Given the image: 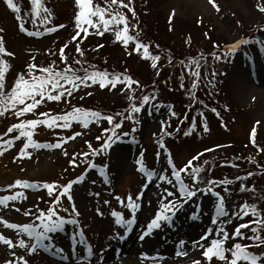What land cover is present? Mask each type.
Returning <instances> with one entry per match:
<instances>
[{"label": "rangeland", "instance_id": "obj_1", "mask_svg": "<svg viewBox=\"0 0 264 264\" xmlns=\"http://www.w3.org/2000/svg\"><path fill=\"white\" fill-rule=\"evenodd\" d=\"M43 1L53 13L49 18V20L52 18L50 23L41 25L39 19L33 22L34 14L31 9L26 10L28 23L33 26V30L41 32L39 38H33L20 31L16 19L19 14L6 8V4L0 0V27L4 29L2 35L5 46L8 51L15 54L8 60L11 65L10 71L6 74L8 86L13 84L17 73L26 71L25 66L31 62V56L36 57L35 62L39 65L47 66L55 60L57 66L62 68L63 63L59 58V49L63 44L68 43L69 47L65 49V53L69 63L81 59L87 61L84 67L94 65L96 69L109 73H122L127 70L128 74L140 81L143 86L136 90L137 96L154 94L157 99L145 105L144 110L137 114L140 123L136 124L125 120L122 128L117 130L118 133H128L127 136H121V139L113 144H123L122 154L126 156L128 166L124 168L115 166L117 159L114 156L110 158L112 146L107 150H102L99 155H95L96 162L91 160V163L95 164L96 168L82 170V174L85 175L84 181L78 186L77 184L73 186V199L80 212L77 219L80 221V228H82L84 236L80 237L78 235L79 228L70 224L72 229L77 232L75 237H79L78 241H72L71 237L67 240L66 237L69 233L65 228L63 231H58L59 238L52 240L56 247L64 249L63 256L67 255L68 259L65 260L69 262L60 260V257L63 259L62 256L55 251H50L52 253L50 258H44L38 253L29 255L25 249L16 248L14 250L17 257L24 256L29 264H110L112 260L108 262L107 257H120L124 248L129 246L128 244L132 240L131 236L137 240V232L144 231L146 224L159 209V200L164 188L172 189V185L166 183L158 188L152 196L145 197L144 194L154 179L147 188L143 187L146 177L138 171L136 163L141 152L144 153L145 165L158 172L160 171L156 165L160 159H162L161 162L165 168L168 167L166 161L169 154L179 168L197 153H206L198 162L193 161L194 164H203L204 160L209 162L207 165H203L205 171L201 175L217 182L224 179L233 180L231 185L219 183L216 185V190L226 198L227 209L235 211L238 205L248 202L256 203L261 210H264V169L260 167L264 165V152L258 151L257 147L250 142L251 130L256 127V144L260 148H264V91H262L264 88L258 87L259 85L252 80V88L245 90L236 77V72L243 70L250 77L261 74L260 78L264 81V30H260V26L264 25V12L257 9L258 4L264 6V0H215L219 5V11L213 7L209 0H133L139 24L138 30L145 42L150 44L149 52L152 55L161 56L158 69L151 67L150 58H142V49L138 53L133 52L132 55H128L135 44L130 42L125 48L120 42H115L114 34L111 31L105 32L103 36H98L90 30L92 34L82 39L80 43V47L85 52L84 57H80L75 51L76 42L71 40L76 32L74 16L77 8L75 0ZM19 2L27 4L22 0ZM95 2L103 4V0H95ZM173 10L175 15L170 23L169 17ZM123 11L127 12L126 9ZM127 14L131 17V13ZM28 23L24 21L25 26L29 28ZM60 24L65 27L55 32L46 33L43 30L44 27ZM81 36L83 37V33ZM254 37H257L258 41H255ZM239 39H247L249 43L242 45L223 59L214 58L213 54L222 55ZM98 44H102L103 47L95 50ZM156 45L160 47L156 48ZM49 50L55 52L56 55H50ZM202 56L203 59H201ZM191 58L199 60L201 64L200 83L196 89L191 88L193 77L188 75L184 68V64ZM169 59L172 60V63L168 62ZM73 66L80 68V65ZM212 73H215V76ZM209 80L212 81L211 84L208 83ZM157 81L158 84H156ZM181 83L184 85L183 88L180 86ZM123 87V84H118L115 89L110 86L101 88L99 84H91L89 87H81L71 97H68L70 102L66 101V98L59 102L52 101L50 103L48 101L40 105L37 112L49 110L50 113H58L67 109L69 105H74L95 109L103 114L114 115L119 112L126 114L129 102L126 95L121 92ZM133 87L136 86L133 85ZM190 92L195 93V98L190 95ZM87 93H91V95ZM156 104L162 105L159 110L153 107ZM168 105L174 106V110L178 113L176 117L170 116ZM211 108H216L220 115L217 116L216 113H213ZM34 118L36 117L32 113L21 117V119ZM162 121H168L167 131L171 133V135L164 136L168 138L167 141L164 139V148H161L158 143ZM193 121L196 124L195 130L190 135H184ZM257 121L259 124L256 123ZM16 122L17 119L11 114L0 117V135L4 133L8 124ZM205 122L209 129L207 132L203 131ZM111 127L112 125L107 120H101L99 123L92 122L87 128L82 127L81 123L73 121L72 127L69 129L56 131L52 134L53 131L50 130L51 133H48L46 126H39L33 137L36 141H57L60 137L71 136L76 132H82L83 135L77 136L53 151L38 152L29 148V151L32 152L30 159H14L19 147L14 149L17 146L14 143L13 148L11 147L3 155H0V186L11 184L17 179H26V181L40 185L44 182L67 184L72 176L79 173L86 164L85 158L80 153H91L86 142L91 143L93 148H100L104 139L109 135L103 130ZM178 127L180 131L176 130ZM98 136L102 139L98 140ZM24 142L25 138H22L21 143ZM218 145L222 147H217ZM205 149L213 150L205 151ZM65 151L67 155H64ZM74 153L78 166L69 163ZM157 153L160 154L159 158H157ZM218 156L230 158L235 164L225 158L217 159ZM219 162L227 166L221 165L222 163ZM98 164L100 165L98 166ZM233 165H239V167ZM101 169L107 174V183L100 175ZM249 171L254 175L247 176ZM237 176L241 179L236 180ZM185 179L190 183V180ZM92 181H96V183H92ZM241 185L248 186V190L241 191ZM252 186L255 187V191H252ZM199 187L203 188L204 184H200ZM40 188L42 190L39 192H37V187L25 188L23 186L13 188L8 193L4 189L0 190V196L17 191L22 193L21 199L12 202L21 211H16L11 204L7 210L0 209V217L12 222H17V220L26 223L32 222L34 217L24 216L23 210L37 208L46 210L56 195L55 192L49 195L46 189L42 186ZM225 188L229 191L225 192ZM141 192L143 193L139 201L141 209L136 213V223L130 232H125L123 228L115 225V218L111 215V210L122 211L126 219L130 217L131 213L127 209L121 208L114 197L126 198L128 194L135 197ZM95 193H100V195L97 197ZM104 200L110 201V204L105 205ZM213 200L214 197L210 194L201 195L198 193L177 212L173 217L174 223L165 224L160 229L153 231L157 235L160 232V240L170 245L173 257L177 259L173 264H190L192 259H201V264H208L201 256L202 249L193 248V242L199 241L207 229L215 227L211 223L215 216ZM98 207L104 213L103 216L97 214L96 208ZM61 208H68L71 211V204L66 197L62 199ZM193 214L197 215L195 220L191 219ZM250 219H252L251 216L242 218L232 216L231 221L223 227L231 234L235 225ZM35 222L39 223V221ZM136 229L138 230L133 232ZM242 231L251 235L249 229ZM5 232L2 223H0V233ZM116 232H120L124 238H114ZM152 234L147 236L150 241ZM6 237H12L14 241L19 238L15 234H6ZM238 239L229 240L226 246L231 247ZM81 240L85 243H80ZM181 241L184 243L181 244ZM240 242L251 241L245 239ZM89 245L91 252L88 251ZM138 248L136 254L139 255V264H162L164 262V255H161L162 250L158 252L151 246H149L150 249H144L143 246ZM152 250L155 252H151ZM252 250L264 252V248H253ZM12 251L13 249L0 243V264H4L6 260L16 259L12 256ZM177 251H186L188 255H177ZM16 264H22V262L17 260ZM212 264H223V262L214 258Z\"/></svg>", "mask_w": 264, "mask_h": 264}, {"label": "snow or ice", "instance_id": "obj_2", "mask_svg": "<svg viewBox=\"0 0 264 264\" xmlns=\"http://www.w3.org/2000/svg\"><path fill=\"white\" fill-rule=\"evenodd\" d=\"M9 8L15 12H20V7L13 2V0H5ZM213 4V7L219 11V5L216 4L215 0H209ZM31 11L34 14L33 22L39 19L41 25L50 23L49 18L53 15L52 11L44 4L43 0H31ZM75 6L77 11L74 16L76 32L71 37V40L76 42L75 51L80 57H84L85 52L80 47L82 39L95 32L98 36H103L105 32H113L115 42H120L125 48L128 47L129 43L135 44V47L128 52V55H132L133 52H140L143 50L142 58H150L153 69H158V62L161 60L160 55H152L149 52L150 44L144 43L141 39V33L138 30L139 24L137 22V13L133 6V0H103V4L95 2V0H75ZM124 9L127 12L123 11ZM257 9L260 12H264V6L257 5ZM127 13H131V17ZM175 11L170 14L169 22L174 17ZM18 27L20 31L25 32L27 35L32 36L41 35L40 31L31 32L25 27L23 17L17 16ZM122 26V27H121ZM65 25H55L52 27H44V32L51 33L55 32ZM92 30V31H90ZM260 30H264V25L260 26ZM4 29L0 28V33H3ZM83 33V37L81 36ZM134 33V34H133ZM207 35V34H206ZM190 39V37H189ZM249 41L247 39H239L235 41L228 49L227 52L222 55H214V58L219 60L225 58L229 53L235 52L242 45H247ZM69 47L68 43L63 44L59 49V58L63 63V67H58L55 60L51 61L47 66L39 65L35 62L36 57L31 56L29 63L26 64V71L17 73L14 82L11 86L6 83V74L10 71L11 65L5 56L14 57V53L7 51L5 46V40L3 35H0V117H5L7 114L13 115L17 122L11 124L3 136H0V155H3L9 148L14 147V142L20 140L22 137L25 138V142L17 152L14 159H25L31 158L32 152L29 148L39 150L41 148H61L63 144L68 141L75 139L77 136L83 135L82 132H76L71 136L60 137L56 143H42L36 141L34 137L35 130L44 125L49 129H68L72 127V122L81 123L82 127L87 128L92 122H97L101 119L107 120L112 125L110 129L106 128L103 131L108 132L109 135L100 148H93L91 143H87L88 148L91 149V153H80L81 156L88 159L89 155H99L102 150H107L113 146L116 141L121 139V136H127L128 133H118L117 130L122 128L123 121H132L133 123H140L137 114L144 110L145 105L151 101L157 99L154 94H143L141 96L136 95V90L142 88L140 81L134 79L127 70L122 73H109L107 71L96 69L94 65H88L86 60L76 59L72 63H69L68 57L65 53V49ZM102 44H98L95 50L102 48ZM159 48V45L155 46ZM219 47V45H216ZM50 55H56L55 52L49 50ZM203 59V56L201 57ZM169 63L172 60L169 59ZM73 65H80V68H75ZM184 68L188 75L193 77L191 88L196 89L200 83V68L201 64L199 60L191 58L187 63L184 64ZM89 69H92L91 71ZM83 73L82 75L78 73ZM159 74L157 70V75ZM215 76V73H212ZM212 83L211 80L208 81ZM91 84H99L101 88L110 86L115 89L118 84H123L121 92L126 95L129 102L126 114L125 112L115 113L114 115H103L99 111L86 109L83 107L72 106L70 111L62 113H50V112H37L40 105L48 101L59 102L66 97H71L75 91L80 90L81 87H89ZM67 85V87H66ZM135 85L136 87H133ZM184 87L183 83L180 85ZM91 95V93H87ZM190 95L195 98V93L190 92ZM83 99V97H81ZM139 101V103H137ZM162 105L156 104L153 107L159 108ZM168 110L171 117H176L178 113L174 110L173 105H168ZM213 113L217 116L220 113L216 108H211ZM32 113L36 118L34 119H21L26 114ZM203 115V113H201ZM120 118L117 120V118ZM187 119V117H184ZM259 124V121L256 122ZM168 121L161 122V134L158 141L161 148L165 147L164 136L171 135L167 131ZM196 124L193 121L191 127L185 131L184 135H190L195 130ZM180 131L179 127L176 129ZM208 126L205 122L203 124V131L207 132ZM135 131V129H133ZM16 135H11V133ZM256 127H253L250 133V142L253 146L257 147L258 151L264 152V148H260L256 144ZM4 136H8L4 139ZM98 140L102 137L98 136ZM222 147V146H217ZM213 149H205V151H212ZM67 155V152H64ZM157 153V158H159ZM204 153H197L192 157L185 165L177 168L173 162L170 154L167 157V168L162 169L158 172L155 169L148 168L144 163V153L139 154V159L136 163L138 165V171L142 172L146 177V183L143 185L144 188L148 187V184L153 181L154 178H158L160 181L166 182L172 185V189L164 188L162 197L159 200V209L155 215L146 224L144 231L139 236L140 240H144L146 236L153 233L154 230L160 229L165 224L174 223L173 217L176 216L185 204L191 201L197 194L211 195L214 197L213 204L215 209V216L212 218L211 223L215 225L214 228L207 229L204 234L201 235L200 241L193 242V248L202 249L201 256L208 264H212L213 259L222 261L223 264H264V252H254L251 249L264 248V210H261L256 203L243 202L238 205L236 210L227 209L225 203V197L220 191H216L217 183L221 185H231L233 180L224 179L217 182L214 179H208L202 176L201 173L205 171L203 165H207V160L203 161V164L196 163L193 161H199ZM239 159V158H237ZM83 162V161H82ZM251 162V161H249ZM73 166L77 165L76 154H73V158L69 161ZM239 167V165H233ZM88 168H96V165L90 161L87 164ZM106 167V166H105ZM264 168V165L260 166ZM183 174V175H182ZM100 175L104 177V181L108 182L107 174L103 169L100 171ZM254 175L253 172L249 171L247 176ZM190 180V183L186 182V179ZM85 179V175L81 174L73 180L68 181L67 184L59 185L56 182L48 183L44 182L42 185L34 182L24 181L17 179L12 184L7 186V189L19 188L23 186L25 188L30 187H43L47 190L49 195L56 193L54 199L50 202L49 207L44 209H26L23 210L24 216L34 217V220L30 223H12L4 220L0 217V223L8 229L15 230L16 236L19 237L14 241L12 237H6L3 233H0V243H3L9 249H13L12 256L15 260H6L4 264H16L17 260L22 264H29V261L24 256L17 257L16 248H22L27 251L29 255L36 254L39 250L43 251H55L61 255L63 259L68 257L63 256L64 249L56 247L53 243V237L51 233L63 231L65 225L71 224L79 228L78 235L83 237L84 232L80 228V221L77 219L80 216V212L76 208L75 201L72 195V189L75 184L82 183ZM236 180H240L241 177L237 176ZM96 183V181H92ZM200 184H204V187H199ZM241 191L248 190V186L241 185ZM225 192L229 189L225 188ZM252 191H255V187L252 186ZM98 197L100 193H95ZM143 193H138L135 197L132 194H128L126 198L115 196L114 198L118 201L121 208L127 209L131 215L129 218L124 217L122 211L115 209L111 210V215L115 218V225L123 228L125 232H130L132 226L136 223V213L141 209V200ZM22 193L19 191L9 195L0 196V206L8 207L10 202L21 199ZM66 197L71 204V211L68 208H61L62 199ZM105 205H109L110 201L104 200ZM12 207L16 211H21L20 208H16L15 204ZM199 207V205H198ZM61 211L68 215H61ZM98 215L103 216L104 213L100 208H96ZM232 216L237 218L251 216L252 219L247 222L238 224L234 231L230 234L223 225L228 224ZM196 214H193L191 219L195 220ZM35 221H39L37 224ZM243 229H249L251 235H247ZM27 236V240L23 237ZM75 239V234L73 236ZM114 238L123 239L124 236L120 232L114 234ZM236 240L231 247H227L226 244L229 240ZM251 241L250 244H245L240 241L243 240ZM80 243H85L81 240ZM184 242L181 241V244ZM88 251L91 252V246H88ZM177 255L187 256L186 251H177ZM190 264H201V259H192Z\"/></svg>", "mask_w": 264, "mask_h": 264}, {"label": "bare ground", "instance_id": "obj_3", "mask_svg": "<svg viewBox=\"0 0 264 264\" xmlns=\"http://www.w3.org/2000/svg\"><path fill=\"white\" fill-rule=\"evenodd\" d=\"M261 75V74H260ZM260 75L256 74L255 76H248L245 71L243 70H239L236 72V77L238 78V80L241 82V87L245 90H250L252 88V82H256V84H258L260 88H264V81L260 78ZM253 80V81H252ZM264 91V90H262ZM118 143V142H117ZM123 144L121 145H113V149H112V154L110 155V158L112 156H114L117 160H115V166H117V168H124L128 166V160L126 158V156H123ZM162 159H160V162H158V164L156 165V168L161 171L162 169L165 168V166L163 165V163L161 162ZM164 184H166V182L160 181L158 178H154V181L150 184L149 189L146 191L145 197L148 198L149 196H152L156 190H158V188L162 187ZM78 186V185H77ZM76 186V187H77ZM0 209H8L7 207H2L0 206ZM4 220H7L6 218H4ZM18 223H24L21 220H17ZM138 229L134 230L133 232H136ZM143 232V230H139L137 232V240L133 238V236H131V241L128 244L129 246L125 247L124 250L122 251V254L120 257H112L109 258L107 257V260H109L108 262H110V260H112V263L110 264H118L117 262H123L126 264H139L138 262V254L137 251L139 250L138 247L143 246L144 249H150L149 246L153 247V250H157L158 252H161L162 250V254L164 255V262L162 264H173L174 262L177 261V259L175 257H173L172 251L170 249V245L166 244L167 242H163L160 240L161 238V233L159 232V234L157 235L156 232H153L152 234V239L150 241V238H148L147 236L144 238V240H140L139 236L141 235V233ZM154 238V239H153ZM140 240V241H138ZM143 241V242H142ZM161 241V242H160ZM200 241V240H199ZM201 243H204L205 241H200ZM141 243V244H140ZM151 251V252H155V251ZM106 258V257H104ZM116 261V262H113Z\"/></svg>", "mask_w": 264, "mask_h": 264}, {"label": "trees", "instance_id": "obj_4", "mask_svg": "<svg viewBox=\"0 0 264 264\" xmlns=\"http://www.w3.org/2000/svg\"><path fill=\"white\" fill-rule=\"evenodd\" d=\"M78 74L82 75L83 73H78ZM158 83H159V82L157 81L156 84H158ZM218 157H219V158H217V159H224V158H225V159H228L229 161L232 162V160H231L230 158H227V157H224V156H218ZM232 164H235V163L232 162ZM236 164H237V163H236Z\"/></svg>", "mask_w": 264, "mask_h": 264}]
</instances>
